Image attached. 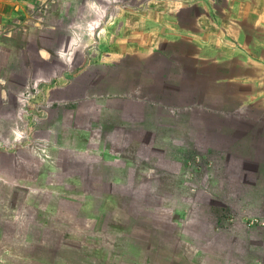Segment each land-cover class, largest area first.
Masks as SVG:
<instances>
[{"label":"crops","instance_id":"0c3cea01","mask_svg":"<svg viewBox=\"0 0 264 264\" xmlns=\"http://www.w3.org/2000/svg\"><path fill=\"white\" fill-rule=\"evenodd\" d=\"M0 264H264V0H0Z\"/></svg>","mask_w":264,"mask_h":264},{"label":"rangeland","instance_id":"374dc122","mask_svg":"<svg viewBox=\"0 0 264 264\" xmlns=\"http://www.w3.org/2000/svg\"><path fill=\"white\" fill-rule=\"evenodd\" d=\"M15 0H9L10 3H13ZM10 6H12V4H10ZM15 107H13L12 109H14Z\"/></svg>","mask_w":264,"mask_h":264}]
</instances>
